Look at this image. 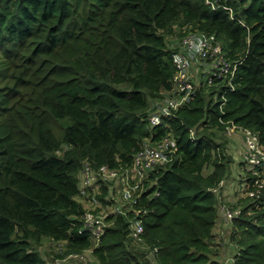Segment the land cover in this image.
Segmentation results:
<instances>
[{
	"label": "trees",
	"instance_id": "trees-1",
	"mask_svg": "<svg viewBox=\"0 0 264 264\" xmlns=\"http://www.w3.org/2000/svg\"><path fill=\"white\" fill-rule=\"evenodd\" d=\"M210 1L0 0V264H48L45 239L63 263L85 254L70 264H264V188L248 195L241 160L226 201L238 212L221 208L234 161L221 133L235 123L264 145V0ZM190 31L239 62L233 88L200 83L152 125L150 101L172 88L171 39ZM164 137L172 159L149 171L131 209L107 216L96 242L83 230L84 163L123 170ZM117 190L103 182L96 198L122 203Z\"/></svg>",
	"mask_w": 264,
	"mask_h": 264
},
{
	"label": "built area",
	"instance_id": "built-area-1",
	"mask_svg": "<svg viewBox=\"0 0 264 264\" xmlns=\"http://www.w3.org/2000/svg\"><path fill=\"white\" fill-rule=\"evenodd\" d=\"M207 2L211 3L210 0ZM176 52L173 55L175 73L172 77V88L165 92L172 97L166 98L165 104H153V110L148 119L152 125L158 124L162 116L169 115L172 110L188 102L200 83L214 84L218 80L226 81V90L233 88L232 79L235 76L238 61H232L226 55L222 44L213 36L203 32L190 31L173 44ZM224 94L222 95L224 97ZM239 130L242 133L243 148L240 160L250 173L254 189L248 195H258L264 188V145L260 142L257 133L247 127L235 123L227 126L226 132ZM176 150L174 139L164 137L154 143L144 144L133 155L131 165L123 170L109 169L105 164L94 169L89 163H84L81 170V194L88 200V208L83 214L84 229L91 234L94 240L99 241L105 228L109 224L107 216L118 212H126L136 202L137 190L143 188L144 178L150 170L159 164H164L172 159ZM115 182L119 191L116 194L122 197V203L112 205L110 196L104 202L98 201L96 193L101 189L103 182ZM242 185L238 188L240 189ZM226 217L230 219L238 211L225 203L221 205ZM141 212L137 209L135 214ZM131 234L135 239H141L143 232L142 220L135 217L130 222ZM80 231H82L80 229ZM74 257L84 256L79 253L70 254ZM52 264H63L56 259Z\"/></svg>",
	"mask_w": 264,
	"mask_h": 264
},
{
	"label": "rangeland",
	"instance_id": "rangeland-1",
	"mask_svg": "<svg viewBox=\"0 0 264 264\" xmlns=\"http://www.w3.org/2000/svg\"><path fill=\"white\" fill-rule=\"evenodd\" d=\"M177 41H179V37L178 38H176V37L172 38L171 39V42H172L171 46L173 47V44ZM168 97H172V95L170 93H166L165 97L162 96V97L157 98V99H152L150 101V110L151 111L153 110V107H152L153 104H158V105L165 104L166 98H168ZM221 135H222L221 136L222 139H224L226 141V145L228 146L229 151L232 152L233 157H234V161L231 163L230 173L222 183L223 184L222 190L224 189V190L230 191V190L234 189V191H235L236 181L237 182L239 181L238 178H239V174L241 173L239 160H240V155H241L242 145H243V143L241 142L242 133L239 130H235L234 132H230V133L223 132V133H221ZM237 136H239V139L237 138ZM223 197L225 200V205H227L228 204L226 202L227 198H225L226 196H224V195H223ZM37 249L39 250V252L41 253V255L44 258L49 259L48 264H51L52 261L55 260L56 257L51 255V253H52L51 249L54 250L55 248H54V244L50 240H47V239L43 240V242L37 246ZM222 251L223 252L225 251V253H228V254L232 253L230 245H228V244L227 245L224 244L221 247V252ZM79 254H82L83 256H85V254H83V253H79ZM74 259L82 260V259H80V257L76 258V257L71 256V255H65L64 259H63L64 263L63 262L62 263L63 264H70V263H72V260H74Z\"/></svg>",
	"mask_w": 264,
	"mask_h": 264
},
{
	"label": "crops",
	"instance_id": "crops-1",
	"mask_svg": "<svg viewBox=\"0 0 264 264\" xmlns=\"http://www.w3.org/2000/svg\"><path fill=\"white\" fill-rule=\"evenodd\" d=\"M237 138L239 139V136H237ZM241 142L243 143L242 140H241ZM242 148H243V145H242ZM222 187H223V184H222ZM235 191H236V189H235ZM222 193H223L224 196H226L225 198H227V200L234 197V189L233 190H230V191L223 189L222 190ZM216 228H218L219 232H222V231H224L225 225L220 220V223L218 224V226H216Z\"/></svg>",
	"mask_w": 264,
	"mask_h": 264
}]
</instances>
